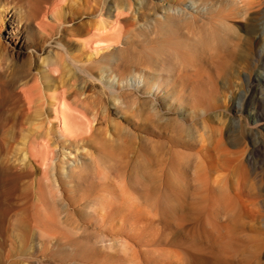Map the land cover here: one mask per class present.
Returning <instances> with one entry per match:
<instances>
[{
  "label": "rangeland",
  "instance_id": "rangeland-1",
  "mask_svg": "<svg viewBox=\"0 0 264 264\" xmlns=\"http://www.w3.org/2000/svg\"><path fill=\"white\" fill-rule=\"evenodd\" d=\"M214 1L62 0L56 7L70 11L65 28L45 18L53 31L38 37L36 50L27 38L17 48L21 30L7 17L0 102L21 75L29 73V87L50 70L58 87L51 94L66 92L76 117L84 113L90 126L87 135L69 138L70 177L59 166L68 151L57 133L41 165L29 153L36 144L22 135L33 131L44 143L46 125L27 121L33 113L24 104L19 124L7 120L8 105L0 108V167L25 171L30 164L36 172L9 198L15 207L0 225V264H202L219 255L222 263L253 264L264 234V25L251 34L247 18L226 12L223 21L208 12ZM254 1L263 4L256 15L264 22V0ZM32 2L9 5L26 19ZM91 54L99 63L89 61ZM146 70L159 81V93L114 79ZM82 85L86 109L74 101ZM19 102L25 103L22 95ZM36 201L42 206L35 222Z\"/></svg>",
  "mask_w": 264,
  "mask_h": 264
},
{
  "label": "bare ground",
  "instance_id": "bare-ground-1",
  "mask_svg": "<svg viewBox=\"0 0 264 264\" xmlns=\"http://www.w3.org/2000/svg\"><path fill=\"white\" fill-rule=\"evenodd\" d=\"M63 1H65V0H63ZM60 2H62V0ZM60 2H58V0H34V2H32L33 4L30 6V9H28V11L29 10L30 11L29 12L27 11L28 14L25 16L26 17V19H25V18H22L21 13H20L21 15H19L18 13H16L14 8H12V6L9 5V0H0V32H2L3 29L6 28L7 17L12 16L11 18L15 22H17V29L21 30V31H18L17 48L21 49V47H23V46L25 47L24 44L27 45V43H26V38H27V41H29L31 43L30 49L36 50L35 46L38 42V37L41 36V34L49 33L48 29L53 31V28H51L50 25H47V23H45V21H46L45 18H48V17L52 18L55 22H59L58 24L63 23L62 29L65 28V24H66L65 22L68 18L67 16H68L70 11L67 8H61V6H60V9L58 7H56L57 4ZM204 4H206V3H204ZM207 4H209V3H207ZM193 5L194 4L192 3L189 6L193 8L194 7ZM14 6H16V5H14ZM205 7L207 8V5ZM262 7H263V4L261 2H256L254 0H215L214 3L209 4V10L208 9H206V10H208V12H210V13H216L220 18L222 17V14L226 15L225 14L226 12H231L229 15L232 16L233 18H247L251 22L249 32L251 34H257L259 29L262 28L264 25V22L262 20L263 18H260L259 16L256 15L257 11L262 10ZM27 12H25V13H27ZM221 19L223 21L226 20L224 18H221ZM227 19H228V17H227ZM259 19L262 20V22H261L262 26H260L259 24L257 25V22L259 21ZM167 21H169V20L167 19ZM174 21H176V20H174ZM60 26H59V29H60ZM204 29H206V28H204ZM111 34H112V32L101 34V38L104 39L102 41H105V39L109 38ZM126 35H128V34L126 33ZM129 38H131V37H129ZM206 42H207V40H206ZM209 42H211V41H209ZM3 47H4L3 43L1 42V39H0V48H3ZM33 53H34V51H33ZM260 54H262V53H260ZM32 56H33V54H32ZM93 57H94L93 54H91L89 61H92L94 64L99 63L95 59L96 56L94 58ZM219 63L221 64V67H222L221 69H224V67H227L226 61L221 59V58L219 59ZM29 72H31V71H29ZM49 72H50V70L48 71V74H46L44 76L41 75V76L34 77L33 78L34 82L29 87H27L29 82H30V81H28L29 80V78H28L29 73L28 74L25 73L24 75H21L20 77L18 76L19 78L16 80V82L13 84H9L10 86L5 89L8 96L6 97V99H4L3 102H0V108L4 105H6V106L8 105L9 110H11V113L9 114V116L6 117L7 120L13 121L16 124L24 123V121L20 120L21 114L17 111L18 107L21 104H24L27 106V113L26 114L29 115L30 113H33L32 115H30V117H28L26 119L27 121L29 119H33L34 117H36V119L42 121L41 127L43 125H46V130L44 131V133L41 134L45 138H48V141H45L44 143L41 142L40 137L38 135L36 136V135H34V133H32L33 131L31 132V134L29 136L24 134V133L22 135L23 139L31 138V140L34 141V143L36 145H31L29 147V153H30L32 158H34V159L38 158L40 161V164L44 165V166L46 164L45 155L51 150L50 149L51 143H50V138H49L50 135H55V133H57L56 136H58L60 141H62L61 147L63 148V151L64 150L68 151L70 149V147H72L74 145V144L72 145L71 139L73 137H82V136L87 135L89 133V126H90V124H88V125L85 124V122L87 120L84 121L86 119L84 113L83 114L80 113L81 115L76 117V115H75L76 112L74 113L71 105L68 102H66V97H67L66 92H63V94H61V96L59 94L58 95L57 94H51V91L57 90L58 87L55 86L56 84H53L54 79L51 78V75ZM51 72H52V69H51ZM114 79L116 82H118L121 85V87L124 86L125 88L131 87V88H134L136 90H147V91L151 92L150 94L159 93L161 91L160 89H162L159 86V81H157V78L151 76V74L149 73L148 70L142 71L141 73L139 72V73L133 74L130 77H126V76L124 77L123 76L121 78V77L116 76V78H114ZM256 80L259 81L258 78ZM79 90L80 91L77 92L74 96V101H76V103L81 105L83 109H86L90 98L86 94L85 86L82 85V87H80ZM21 95L23 96L25 103L19 102ZM63 109H64V111H63ZM53 115L55 117H53ZM8 135L12 137V135H10V134H8ZM69 138H71V139H69ZM71 159H72V155L68 151V152L64 153L63 159L59 162L60 168H62L64 173H66L67 176H70V177H72V175H73V174H71L72 172H74V168H72V166L74 167V163H75V162L74 163L71 162ZM26 166L29 170L24 171V168H18V167H8V168L0 167V175L3 174L2 173L3 171H6V180H4L2 182V186H4V188H6V191L0 192V197L2 199L1 205H0V209H1L0 225L1 224L5 225V222L7 221L6 219L8 218L12 209L15 207L13 204L9 203V198H10L11 194L13 193V191L19 189V184L21 181H23L25 179H31L36 174L35 170L32 169L30 164H27ZM56 167H52L49 170L53 171ZM48 172H49L48 169H45L43 171L44 176H45L44 180L47 182L49 181V177H47ZM41 181L42 180H40V179L38 180L39 183H41ZM8 185H10V189L7 190ZM43 186H44V182H43V184H40V186L38 187V192L36 193L37 201H40V202H41V200H39V197L41 195V199H42L41 191H42ZM37 201L33 205V210L35 211V218L33 217L34 220L37 219L36 217H38L37 216L38 215V209H39L38 207L41 208V206H42V205L39 206L38 204L40 202L38 203ZM72 201H73V199H72ZM238 207H240V206H238ZM177 209H178V207H177ZM184 214H186V212ZM39 215H41V214H39ZM238 215L240 216V212ZM238 215L236 217H239ZM186 216H187V214L184 215V217H182V218H184V220H186L185 219V218H187ZM182 218H181V220H183ZM35 222H36V220H35ZM241 223L242 224H240V225L243 226V222H241ZM38 224H39V222H37L36 225L34 224L35 225L34 227H36L37 229H41L40 228L41 226L39 225L40 227H38ZM237 225H239V224L237 223ZM226 226H227V224H226ZM4 228L5 227L0 226V230H2ZM238 229H240V228H238ZM243 229L246 230L245 228H243ZM262 235L264 236V234H262ZM262 235H261V237L259 236L260 239L258 238V240H257V241L260 240V243L255 240L259 244L256 243L258 245V247L254 244V246L258 248V252H256L257 250H255V253H257V254L256 255L253 254L255 256V261L252 262L253 264H264L260 260V259H262L261 256L263 255L262 253L264 251V239H263L264 237ZM256 237H258V236H256ZM261 238H262V240H261ZM211 240H213V239H211ZM208 241H210V240L208 239ZM255 241H254V243H255ZM211 242H210V244H212ZM204 243L206 244L207 242L205 241ZM221 243H222V241H221ZM214 244H216V242H214ZM196 245H198V244H196ZM206 245H204V246L206 247ZM229 247L233 248V246H229ZM202 248H203V246H202ZM216 248L219 250L218 246ZM216 248L212 244L207 249H210L209 251L211 253H215ZM198 249H200V248H198ZM198 249L196 248V250H198ZM202 250H204V249H202ZM202 250H200V251H202ZM207 251L208 250H206L205 252H202V254L207 253ZM216 253H218V252H216ZM252 253H254V252H252ZM230 254H232V252ZM205 255H207V254H205ZM219 256H221V255H219ZM219 256L216 257L213 262H210L209 260H206V259L204 260V258H203V260H201V258H200V260H201L202 264H221L223 261ZM222 256H224V255H222ZM235 256H236V254H235ZM202 257H204V256H202ZM211 257H212V255H211ZM206 258H207V256H206ZM212 258H214V257H212ZM196 259H197V257H196ZM229 259H231V258H229ZM197 261H199V260L197 259ZM211 261H212V259H211ZM227 262L230 263L229 261H225V263H222V264H226ZM230 264H240V263L231 262Z\"/></svg>",
  "mask_w": 264,
  "mask_h": 264
}]
</instances>
